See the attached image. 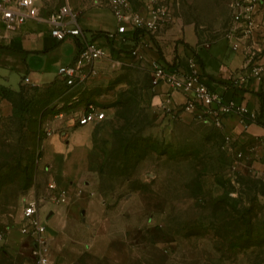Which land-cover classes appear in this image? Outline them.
Wrapping results in <instances>:
<instances>
[{
    "label": "rangeland",
    "instance_id": "374dc122",
    "mask_svg": "<svg viewBox=\"0 0 264 264\" xmlns=\"http://www.w3.org/2000/svg\"><path fill=\"white\" fill-rule=\"evenodd\" d=\"M229 1L172 4L186 30L207 41L234 36ZM252 1L264 30V0ZM121 66L97 60L71 86L45 75L21 82L12 70L0 77V264H31L18 230L29 188L46 232L56 231L48 237L55 264H264L263 132L233 135L166 105L143 67ZM86 102L104 117L81 131L75 117ZM77 242L82 249L67 252Z\"/></svg>",
    "mask_w": 264,
    "mask_h": 264
},
{
    "label": "built area",
    "instance_id": "2783aa9c",
    "mask_svg": "<svg viewBox=\"0 0 264 264\" xmlns=\"http://www.w3.org/2000/svg\"><path fill=\"white\" fill-rule=\"evenodd\" d=\"M252 2H228L234 36H227L232 38L230 46L240 51L242 59L235 67L218 64V74L225 87L244 89L251 80L259 84L263 78L264 65L258 60L259 47L253 43L257 40L264 43V30L254 17ZM105 4L113 16L115 28L113 31L103 30L101 35L105 40L102 41L98 40V35L88 34L80 28L78 12L66 2L46 10L40 0H0V45L22 22L38 19L47 23L48 34L56 40L67 37L74 40L72 60L59 64L55 71V77L64 86L87 79L95 71L97 60L114 61L120 67L128 63L144 68L150 90L164 85L167 90L181 93L180 108L194 118L216 127L222 126V120L227 115L237 117L242 126L257 121L256 110L247 103L233 95L225 96L205 84L196 48L185 55L183 61H160L157 57L146 56L145 49L152 47L158 31L176 18L172 0H105ZM113 39L119 43L131 39V43L125 48L117 47L111 44ZM20 81L29 80L22 74ZM103 117V108L86 102L78 110L75 120L77 124H84ZM47 186L53 187L54 182L48 181ZM49 211L46 209L45 216ZM43 212L34 189L29 188L21 194L18 230L27 239L31 264H55L51 261L49 239L42 233L45 223L40 215Z\"/></svg>",
    "mask_w": 264,
    "mask_h": 264
},
{
    "label": "crops",
    "instance_id": "0c3cea01",
    "mask_svg": "<svg viewBox=\"0 0 264 264\" xmlns=\"http://www.w3.org/2000/svg\"><path fill=\"white\" fill-rule=\"evenodd\" d=\"M40 2L42 8L47 10L50 7L45 0H40ZM64 2L78 12L77 22L80 28L88 34L94 33L98 35V40H105L103 35H101L103 30H114L115 21L105 4V0H64ZM187 25L189 23L181 24L176 17L171 24L162 27L153 39L152 47L145 49L146 56L157 57L160 61L172 59L183 61L185 55L193 48H196L205 84L225 96L233 95L247 103L257 112V121L248 123L245 126H242L234 115H227L222 120L221 128L233 135L240 133L241 136H246L247 138L264 132L263 78L259 84L251 80L244 89L225 87L218 74V64L224 63L230 67L239 65L242 59L240 51L230 46L232 38L227 35L219 36L212 40H202V44V41L198 40L201 37L198 38L196 36L193 26L191 25L190 30H186ZM10 35L0 45V77L4 79H8L5 72L12 70L21 75L25 74L30 82H41L43 75H45V80L43 81L53 80L56 78V67L59 64L71 61L75 52L73 38L67 37L62 40H56L48 34L47 23L38 19L25 20ZM130 43L131 39H126L123 43H119L116 39L111 41L112 45L122 48L127 47ZM201 48L204 50V55L199 52ZM49 59L54 60V66L47 69L45 65L49 62ZM153 91L155 92V97L166 105L179 106L182 101L181 93L167 90L164 85L155 87ZM89 124L77 129L84 131L83 128L88 127ZM45 162L47 164V160ZM66 204L71 206L73 199L68 198ZM49 220L56 225L52 221L53 219ZM55 232L53 229H50L48 233L45 230V235L53 239ZM82 247L83 244L77 242L68 245L66 250L74 254L80 251ZM92 250L98 254L101 250H104L103 245L96 242ZM28 263L30 264V262L26 264Z\"/></svg>",
    "mask_w": 264,
    "mask_h": 264
},
{
    "label": "bare ground",
    "instance_id": "6f19581e",
    "mask_svg": "<svg viewBox=\"0 0 264 264\" xmlns=\"http://www.w3.org/2000/svg\"><path fill=\"white\" fill-rule=\"evenodd\" d=\"M89 123H90V122H86V123H84V124H78V125L82 126V125H87V124H89ZM45 230H46V224H45L44 227L42 228V233L45 234Z\"/></svg>",
    "mask_w": 264,
    "mask_h": 264
}]
</instances>
